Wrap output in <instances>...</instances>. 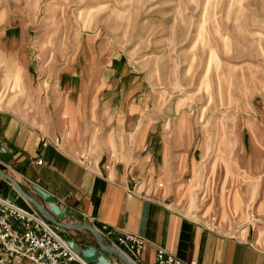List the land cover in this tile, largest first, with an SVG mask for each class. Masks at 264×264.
Instances as JSON below:
<instances>
[{"label": "rangeland", "instance_id": "374dc122", "mask_svg": "<svg viewBox=\"0 0 264 264\" xmlns=\"http://www.w3.org/2000/svg\"><path fill=\"white\" fill-rule=\"evenodd\" d=\"M108 51L143 80L155 186L194 219L264 224V0H0V110L42 127L57 80Z\"/></svg>", "mask_w": 264, "mask_h": 264}, {"label": "crops", "instance_id": "0c3cea01", "mask_svg": "<svg viewBox=\"0 0 264 264\" xmlns=\"http://www.w3.org/2000/svg\"><path fill=\"white\" fill-rule=\"evenodd\" d=\"M113 52L98 64H73L69 76L57 80L50 93V120L42 127L0 110V160L9 166H0V171L45 208L47 215L40 214L48 223H105L146 238L151 243L142 252L143 263L154 260V245H159L197 264H264V224L226 229L194 219L155 186L158 139L150 126L140 123L143 80L124 55ZM89 143L98 162L93 170L69 157ZM35 186L55 197L68 215L59 220ZM133 186L136 193L128 196ZM13 190L16 202L34 206L0 175V193L9 196ZM60 227L68 240L99 249L87 229ZM101 252L113 260L112 253Z\"/></svg>", "mask_w": 264, "mask_h": 264}, {"label": "built area", "instance_id": "2783aa9c", "mask_svg": "<svg viewBox=\"0 0 264 264\" xmlns=\"http://www.w3.org/2000/svg\"><path fill=\"white\" fill-rule=\"evenodd\" d=\"M40 141L46 144L43 138ZM93 152L89 143L74 150L69 157L78 165L93 170L98 165ZM35 163H41V159L38 158ZM0 166L9 167L2 160ZM111 166L109 163L105 169ZM156 187L162 188L163 183L157 182ZM133 193H136L134 186L127 190L128 196ZM92 226L105 245L128 257L126 259L131 264H197L194 260L178 258L159 245H154V260L143 263L142 252L151 243L146 238L105 223ZM61 232L59 225L48 223L34 206L19 204L0 193V264H90L73 249ZM112 254V264H127L117 253Z\"/></svg>", "mask_w": 264, "mask_h": 264}, {"label": "water", "instance_id": "95a60500", "mask_svg": "<svg viewBox=\"0 0 264 264\" xmlns=\"http://www.w3.org/2000/svg\"><path fill=\"white\" fill-rule=\"evenodd\" d=\"M3 160H5V158H1ZM0 175L3 176V178H6L7 180L11 181V183L14 185L15 189L17 190V192L26 200L31 202L39 211L42 215L46 216L47 212L45 210V208H43L40 204H38L36 201H34L31 197H29L21 188L20 186L14 181L12 180V178H10L9 175H7L6 173H4L3 171H0ZM7 188L6 187L4 189V192H7ZM35 191L40 194L43 198V200L46 202V208L52 212L59 220L63 219L65 216L68 215V210H66L65 208L61 207L59 205V203L56 201L55 197H53L52 195H50L48 192H46L45 190H43L42 188L35 186ZM16 192L13 190L8 198L10 200H15L16 198ZM52 222L62 226V227H66V228H72V229H87L88 231H90L93 236L96 239L97 245L99 247L96 248L94 246L91 245H83V246H79L76 242H74L73 240H69L71 246L73 247V249L77 252L80 253L81 256H83L90 264H112L110 262V260L101 252V250L105 251V252H111V253H117L120 258L126 262L127 264H131L126 258L125 256L119 252L118 250H116L115 248H112L110 246L105 245L102 242V238L100 236V234L97 232V230L89 224H85V223H65V222H61V221H56V220H52L50 219Z\"/></svg>", "mask_w": 264, "mask_h": 264}, {"label": "bare ground", "instance_id": "6f19581e", "mask_svg": "<svg viewBox=\"0 0 264 264\" xmlns=\"http://www.w3.org/2000/svg\"><path fill=\"white\" fill-rule=\"evenodd\" d=\"M127 259H129L128 257H126Z\"/></svg>", "mask_w": 264, "mask_h": 264}]
</instances>
